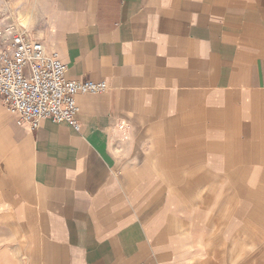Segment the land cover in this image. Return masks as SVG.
I'll return each instance as SVG.
<instances>
[{"label": "crops", "instance_id": "crops-1", "mask_svg": "<svg viewBox=\"0 0 264 264\" xmlns=\"http://www.w3.org/2000/svg\"><path fill=\"white\" fill-rule=\"evenodd\" d=\"M29 1L66 77L106 89L77 133L0 113L28 264H264V0Z\"/></svg>", "mask_w": 264, "mask_h": 264}, {"label": "built area", "instance_id": "built-area-1", "mask_svg": "<svg viewBox=\"0 0 264 264\" xmlns=\"http://www.w3.org/2000/svg\"><path fill=\"white\" fill-rule=\"evenodd\" d=\"M33 35L24 29L8 36L0 33V102L30 132L49 120L67 124L77 133L75 98L103 92L106 85L68 79L66 65L49 50L46 39Z\"/></svg>", "mask_w": 264, "mask_h": 264}, {"label": "rangeland", "instance_id": "rangeland-1", "mask_svg": "<svg viewBox=\"0 0 264 264\" xmlns=\"http://www.w3.org/2000/svg\"><path fill=\"white\" fill-rule=\"evenodd\" d=\"M2 2L3 8L1 10H8H4V14L0 17L2 20L8 18L16 22L14 17L17 12L32 7L31 2H28V0H2ZM23 2L24 4H22ZM5 12L8 13L6 14ZM14 12L15 15L12 14ZM32 16L36 23L33 24V26L30 25V27H35L40 33L50 31L49 17L42 16L38 10H36L34 14L32 13ZM32 32L34 34L33 36H35L34 31ZM1 112L5 113L7 111L0 105V113ZM24 240L25 239L19 237V233L16 231L14 221L9 211L0 205V264H11V256L15 258L18 264H28L27 241L25 242Z\"/></svg>", "mask_w": 264, "mask_h": 264}, {"label": "bare ground", "instance_id": "bare-ground-1", "mask_svg": "<svg viewBox=\"0 0 264 264\" xmlns=\"http://www.w3.org/2000/svg\"><path fill=\"white\" fill-rule=\"evenodd\" d=\"M15 15V12L12 13ZM16 22L12 19H3L0 18V33L4 36H8L13 31H19L21 29L27 30V31H34L36 38H42L43 33L38 32V30L35 27H30L32 25V12L29 11L27 8H25L22 11H19L16 13L15 17ZM17 23V24H16ZM10 27L9 30L7 28Z\"/></svg>", "mask_w": 264, "mask_h": 264}]
</instances>
